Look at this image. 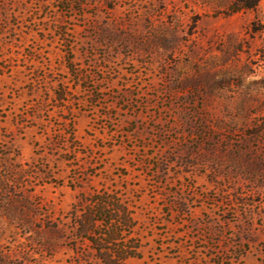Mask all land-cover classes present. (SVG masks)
<instances>
[{
  "label": "rangeland",
  "instance_id": "374dc122",
  "mask_svg": "<svg viewBox=\"0 0 264 264\" xmlns=\"http://www.w3.org/2000/svg\"><path fill=\"white\" fill-rule=\"evenodd\" d=\"M0 0V264H264V0Z\"/></svg>",
  "mask_w": 264,
  "mask_h": 264
},
{
  "label": "trees",
  "instance_id": "16d2710c",
  "mask_svg": "<svg viewBox=\"0 0 264 264\" xmlns=\"http://www.w3.org/2000/svg\"><path fill=\"white\" fill-rule=\"evenodd\" d=\"M253 4L250 2V0H234L232 4V8L235 10H239L241 8H250Z\"/></svg>",
  "mask_w": 264,
  "mask_h": 264
}]
</instances>
